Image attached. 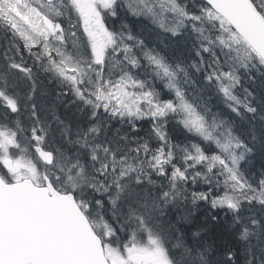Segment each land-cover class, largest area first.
I'll return each mask as SVG.
<instances>
[{
    "label": "snow or ice",
    "instance_id": "obj_1",
    "mask_svg": "<svg viewBox=\"0 0 264 264\" xmlns=\"http://www.w3.org/2000/svg\"><path fill=\"white\" fill-rule=\"evenodd\" d=\"M124 16L158 43L117 29ZM0 34V264H264V178L241 171L264 150L250 90L264 89V0H0ZM41 73L82 122L43 114ZM171 120L192 139L174 142ZM200 202L226 226L222 251L164 219Z\"/></svg>",
    "mask_w": 264,
    "mask_h": 264
},
{
    "label": "trees",
    "instance_id": "obj_2",
    "mask_svg": "<svg viewBox=\"0 0 264 264\" xmlns=\"http://www.w3.org/2000/svg\"><path fill=\"white\" fill-rule=\"evenodd\" d=\"M128 17V16H126ZM125 19V17H124ZM128 19V20H127ZM123 22L129 24L136 32H141L144 34V37L148 40V42L155 46L158 43L156 39V35L153 32V25L145 20L144 18H135L128 17ZM158 31V30H156ZM1 44V43H0ZM4 46L0 45V55L2 52V48ZM171 55H174L178 58H185L189 55L188 46H186L183 41L173 44ZM41 81L38 85L40 94L37 97L38 104L41 107L43 114L52 119V113H55L56 116H59L61 119L66 121H72L73 123L82 122L84 120L83 114L77 111L76 107L70 104L68 101L71 100V96H59L58 93L60 89L54 85H52L49 80L44 78V74L41 73ZM198 77V76H197ZM246 82V81H245ZM256 89L257 98H259V94L262 90L260 87V82L257 80L252 84ZM193 89L196 92H199L204 100L208 101L210 107L213 108V111L223 112L225 118H234V121L238 127L247 126V121L243 123L240 121L239 117H235V114L230 113V110L223 103L222 97L219 96L215 92V89L207 90L201 88L199 84L193 85L189 88L190 93H193ZM117 123L113 122V127H120ZM53 126L55 124L53 122ZM125 127H127L125 125ZM143 130H147L146 125H141ZM175 120H171L169 123V134L172 136L174 142H187V139H192L191 135L186 133L182 128H180ZM144 132H141L143 135ZM56 147H59V143L55 144ZM241 171H248L252 177H256L255 180H250V182L258 183L261 178H264V150L259 147L257 143L253 152L248 154L246 160L241 161ZM202 187V186H201ZM202 207H204L202 209ZM166 216L164 219L170 221L175 224L176 228H178L181 232H184L190 235L193 231H198L201 229H206L203 233L204 238L207 242L212 243L216 246L218 251H222L225 245V242H230V237L226 232V226L223 223L216 224L211 221L209 213L212 211L204 202H200L198 205H181L179 207L168 206L166 209ZM187 217V219H185Z\"/></svg>",
    "mask_w": 264,
    "mask_h": 264
},
{
    "label": "rangeland",
    "instance_id": "obj_3",
    "mask_svg": "<svg viewBox=\"0 0 264 264\" xmlns=\"http://www.w3.org/2000/svg\"><path fill=\"white\" fill-rule=\"evenodd\" d=\"M204 207H202V209H203Z\"/></svg>",
    "mask_w": 264,
    "mask_h": 264
}]
</instances>
